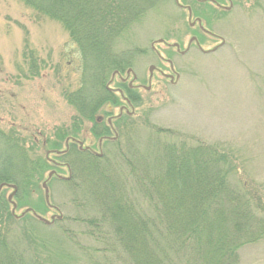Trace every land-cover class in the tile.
I'll use <instances>...</instances> for the list:
<instances>
[{"label": "rangeland", "instance_id": "obj_1", "mask_svg": "<svg viewBox=\"0 0 264 264\" xmlns=\"http://www.w3.org/2000/svg\"><path fill=\"white\" fill-rule=\"evenodd\" d=\"M174 1L152 8L133 25L127 40L120 42L119 49L135 51L130 56L131 73L111 77L107 87L117 103L103 104L90 122L64 98L78 87L80 76L79 57L68 34L58 22L35 19L18 0H0V133H11L35 167L20 198L11 201L17 215L31 208L46 220L62 217L47 229L19 224L12 231L21 246L32 242L26 248L41 252L49 260L47 264H86L84 253L100 247L83 235L85 229L76 222L93 215L90 196L85 198L66 181L76 174L82 179L85 176L88 185L95 184L98 190L92 193L101 188L99 182H91L96 173L84 169V163L62 156L64 133L108 159L117 151H135L132 161L147 163L149 170L155 169L153 155L159 149L154 141L156 130L162 132L159 137L163 141L215 147L226 156L231 177L257 200L258 212L264 215V0H230L229 12L216 11L208 4L201 7L194 0H177L190 5L188 14ZM197 16L214 37L199 34L196 25L189 26ZM193 35L208 52L201 53L189 42ZM163 43H179L184 53ZM187 45L191 46L186 51ZM25 46L35 53L40 65L45 64L38 76L29 80L21 75ZM128 84L134 88L129 89ZM126 92L133 99L129 100ZM120 107H124L121 113ZM93 123L106 128L107 134L95 137ZM10 147L11 143L0 138V165L4 168L6 157H12L11 163L17 157ZM47 152L57 165L46 166ZM69 161L75 170L72 173L64 165ZM105 166L112 171L116 162L111 159ZM51 171L65 180L48 178ZM6 172L18 176L16 170ZM43 182L47 183V196ZM12 194L8 187L1 189L0 200L10 202ZM238 255V264H264V237L243 246Z\"/></svg>", "mask_w": 264, "mask_h": 264}, {"label": "trees", "instance_id": "obj_2", "mask_svg": "<svg viewBox=\"0 0 264 264\" xmlns=\"http://www.w3.org/2000/svg\"><path fill=\"white\" fill-rule=\"evenodd\" d=\"M18 1L31 10L35 19L58 22L68 34L79 57L80 76L78 87L64 98L83 119L93 122L103 104L117 103L107 87L114 72L122 74L131 67L130 56L135 51L119 49L120 42L127 40L133 25L146 13L166 0ZM34 54L27 46L22 51L23 79L38 76L45 66ZM126 93L129 100L133 99L130 92ZM91 132L102 137L107 129L93 123ZM161 134L160 130L154 134L159 148L153 155L154 170H149L145 162L132 161L136 152L126 149L111 158L116 162L112 171L105 166L111 161L105 154L98 157L75 148L63 153L65 159L72 156L86 165L84 169L96 173L91 182H99L101 188L99 193H92L98 190L95 184L88 185L85 176L82 179L76 174L66 181L80 189L85 198H92L89 207L93 215L76 219L85 229L83 235L100 246L84 253L86 264H238V251L264 237V215L258 212L257 200L231 177L232 169L219 149L200 143L191 146L183 141H163ZM64 137L72 138L65 133ZM0 138L11 143L17 156L12 163V157H6L5 168H0L18 173L17 177L6 171L0 173V190L15 187L12 198L17 200L35 167L11 133H0ZM48 153L44 162L49 168L48 163H55ZM64 165L70 173L75 171L71 161ZM77 179L80 181L75 182ZM13 202L0 200V264H47L49 260L41 252L26 248L32 242L21 246L12 230L19 224L47 229L62 217L46 220L31 208L17 215Z\"/></svg>", "mask_w": 264, "mask_h": 264}, {"label": "flooded vegetation", "instance_id": "obj_3", "mask_svg": "<svg viewBox=\"0 0 264 264\" xmlns=\"http://www.w3.org/2000/svg\"><path fill=\"white\" fill-rule=\"evenodd\" d=\"M179 1V0H178ZM225 3H227V5H223L221 4L220 2L216 1V0H194L195 4L196 5H209L211 7H213L216 11H219V12H229L231 10V7H232V4H231V1L230 0H223ZM212 3V4H211ZM176 5L185 10L187 12V14L190 12L191 13V7L190 5H185V4H182L181 2H177ZM203 7V6H201ZM193 16V15H191ZM195 25L197 26L198 30H199V34H202V35H207L209 37H214V35L212 33H210V31L207 30V28H205V26H203V23H202V20H201V17L200 16H197V17H194V23H189V26L191 28L195 27ZM189 42L194 44V46L201 52V53H206L208 51H203L202 48H201V45L200 43L198 42V38L197 36L193 35L190 37L189 39ZM165 44V43H163ZM222 43H220L221 45ZM167 47H172L173 49H175L176 51H178L179 54H183L184 51H180V45L179 43H174L173 45H168V44H165ZM190 46L191 45H187L186 47V51L190 49ZM216 50V49H215ZM134 76L132 75V80L134 81L135 77L133 78ZM121 82L124 84L126 82V79H121ZM128 88L129 89H133L134 87L132 86V84H128ZM124 110V107H120V113ZM111 121L110 119L108 120V124H110ZM99 142L101 143V140L99 139ZM65 145H67V148H75L77 150H80L79 149V143H78V140L74 139V138H69V142L65 143Z\"/></svg>", "mask_w": 264, "mask_h": 264}]
</instances>
